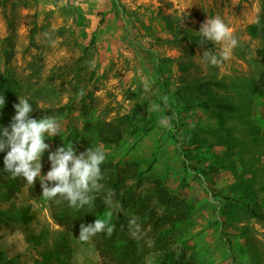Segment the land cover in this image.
<instances>
[{
	"label": "rangeland",
	"instance_id": "1",
	"mask_svg": "<svg viewBox=\"0 0 264 264\" xmlns=\"http://www.w3.org/2000/svg\"><path fill=\"white\" fill-rule=\"evenodd\" d=\"M262 1L0 0V77L13 76L19 97L71 107L51 138L61 146L121 125V141L104 152L127 167L135 200H113L107 213L137 224L185 216L169 232L185 264H264V95L253 92L264 40L248 32ZM214 16L238 45L223 64L206 66L199 56L222 46L198 45L195 32ZM154 181L172 197L170 210L150 190ZM41 195L35 180L14 195L0 184L4 263L101 264L92 239L59 225Z\"/></svg>",
	"mask_w": 264,
	"mask_h": 264
},
{
	"label": "trees",
	"instance_id": "2",
	"mask_svg": "<svg viewBox=\"0 0 264 264\" xmlns=\"http://www.w3.org/2000/svg\"><path fill=\"white\" fill-rule=\"evenodd\" d=\"M258 19L259 23L256 22L249 26L248 32L251 36L260 37L264 40V0L262 1ZM7 22L10 24L9 19H7ZM10 78L0 77V95H3L5 98L4 107L0 110V126L3 127L9 125L14 115L13 106L18 103V98H20V95L15 94L11 89V85H13L12 83L15 84V81L12 75H10ZM253 92L258 95H264V72L261 73L257 84L253 86ZM25 98L32 104L33 112L30 116L35 119L51 115L56 117L58 122H60L68 116L71 110L69 105H41L33 96ZM122 137L123 128L121 125L104 123L99 129L86 137L77 134L73 136V141H68L72 143L76 149V153L79 154V152L82 153L88 148L94 149L97 147L104 152V150L111 148V146L117 145ZM174 141L177 142L176 137H174ZM49 142L52 145L51 152L55 151L57 147H61V142L57 139H51ZM104 154L106 153L104 152ZM3 156L4 153H0V169L3 168ZM101 170L103 173L101 183L104 184L107 190L115 192L113 200H116L122 207L125 201L135 200V196L130 191L131 186L127 185V179L125 178L127 167L119 169L118 162L112 159L108 160L105 155ZM141 176H143V173H138L134 178L137 180ZM0 184L7 186L10 195H14L16 189L27 185L22 178L12 179L4 172H0ZM150 190L155 194L158 202L164 204L167 210L171 209V204L173 203L172 197L168 195V191L159 181H154ZM100 197L96 198L93 207L85 206L79 210L69 207L67 204L62 207L59 199L49 200V203L52 216L56 222L67 230L74 231L77 234H79V226L81 224H91L96 218L104 219L114 224L116 228L110 237L101 233L92 238L101 264H147V262H154V264H185L174 258L173 246L180 240L178 238L179 235H175L174 233L169 234L170 229H173L177 224L185 220V216L168 217L162 220L157 216L151 215L147 219H144L143 222L137 224L139 225L137 233L139 238H134L129 234L131 230H134V226L128 224L131 219L116 217L113 214L109 215L107 213L108 207L102 204V195ZM140 212H142L140 213L142 215L144 213L143 209L140 208ZM143 215L141 218H143ZM0 264H6L1 255Z\"/></svg>",
	"mask_w": 264,
	"mask_h": 264
},
{
	"label": "clouds",
	"instance_id": "3",
	"mask_svg": "<svg viewBox=\"0 0 264 264\" xmlns=\"http://www.w3.org/2000/svg\"><path fill=\"white\" fill-rule=\"evenodd\" d=\"M256 22L259 23L258 18ZM180 23L183 24L182 19ZM195 33H198V45L210 43L222 46L219 52L214 53L211 48L199 56L206 66L223 64L238 45L237 39L229 32L228 26L220 16L207 17ZM4 104L5 98L0 95V110ZM13 107L14 115L9 125L0 126V153H4L3 168L0 172L7 173L12 179L22 178L30 186L34 180L38 181L42 190L41 196L46 199H59L76 210L85 206L93 207L94 201L104 190V184L101 183L104 152L97 147L77 154L70 141L64 142L63 146L48 153L47 161L50 167L46 174L41 175V158L49 148L45 140L61 135L60 123L51 115L42 116L40 119L32 118L30 114L33 107L26 98H18V103ZM152 107L156 110L159 106L153 104ZM159 123L161 126H167V117L162 118ZM114 196L115 192L108 190L102 197V204L111 207ZM128 224L134 226V230L129 234L139 238V225L136 220L133 218ZM115 228L113 223L96 218L91 224L79 226L77 239L88 242L101 233L110 237Z\"/></svg>",
	"mask_w": 264,
	"mask_h": 264
}]
</instances>
